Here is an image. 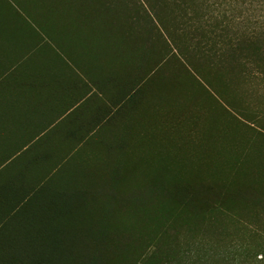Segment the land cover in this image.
<instances>
[{
    "label": "trees",
    "instance_id": "obj_1",
    "mask_svg": "<svg viewBox=\"0 0 264 264\" xmlns=\"http://www.w3.org/2000/svg\"><path fill=\"white\" fill-rule=\"evenodd\" d=\"M43 1L138 58L155 133L0 168V264H253L215 227L264 222V0Z\"/></svg>",
    "mask_w": 264,
    "mask_h": 264
},
{
    "label": "crops",
    "instance_id": "obj_2",
    "mask_svg": "<svg viewBox=\"0 0 264 264\" xmlns=\"http://www.w3.org/2000/svg\"><path fill=\"white\" fill-rule=\"evenodd\" d=\"M59 2L0 0V168L35 173L86 151L90 138L128 151L154 136L143 64L82 45L92 32Z\"/></svg>",
    "mask_w": 264,
    "mask_h": 264
},
{
    "label": "rangeland",
    "instance_id": "obj_3",
    "mask_svg": "<svg viewBox=\"0 0 264 264\" xmlns=\"http://www.w3.org/2000/svg\"><path fill=\"white\" fill-rule=\"evenodd\" d=\"M204 120V124L206 123V117H203ZM204 141L202 140V142H204V147L202 149H200V151L204 152L203 156L204 158H200L201 161L206 160L207 158V134L204 133L201 136ZM181 142H184V140H182V137L180 138ZM220 144L222 145V140L220 141ZM188 149V151L192 152V148L190 146H186L184 148V150ZM189 158L191 159V156H189ZM185 159V158H183ZM244 221V222H243ZM243 221L241 220L240 222H238L237 224H235L234 226H224L226 222H223V225H216L217 227H215V229H217L218 231H222L225 232V234H221L218 236V239L216 240L217 243H219V245H230L231 247H233V245L237 244V246H248L251 248V251H254L256 253L253 252L252 257L250 259V262L253 264H258L261 262H259V258L261 257V255L259 253H257L258 249H256V245L255 243L260 239L263 240V236L264 235V227L261 228L259 226H264V222L263 223H259V222H253V221H248L247 219H243ZM244 224V225H243ZM209 225H213L212 223H209ZM220 228H219V227ZM259 235H258V233ZM260 236V237H259ZM258 239V240H257ZM242 244V245H241Z\"/></svg>",
    "mask_w": 264,
    "mask_h": 264
}]
</instances>
